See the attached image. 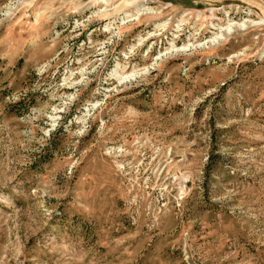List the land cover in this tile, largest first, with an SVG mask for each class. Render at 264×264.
Instances as JSON below:
<instances>
[{
    "label": "rangeland",
    "instance_id": "374dc122",
    "mask_svg": "<svg viewBox=\"0 0 264 264\" xmlns=\"http://www.w3.org/2000/svg\"><path fill=\"white\" fill-rule=\"evenodd\" d=\"M0 264H264V0H0Z\"/></svg>",
    "mask_w": 264,
    "mask_h": 264
}]
</instances>
